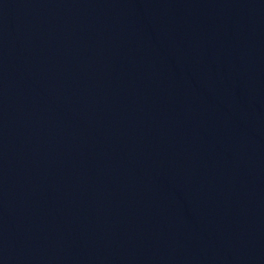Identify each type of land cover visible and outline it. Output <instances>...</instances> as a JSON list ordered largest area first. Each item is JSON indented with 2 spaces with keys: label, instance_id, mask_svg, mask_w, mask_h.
Returning a JSON list of instances; mask_svg holds the SVG:
<instances>
[{
  "label": "water",
  "instance_id": "1",
  "mask_svg": "<svg viewBox=\"0 0 264 264\" xmlns=\"http://www.w3.org/2000/svg\"><path fill=\"white\" fill-rule=\"evenodd\" d=\"M264 207V0H0V264H206Z\"/></svg>",
  "mask_w": 264,
  "mask_h": 264
}]
</instances>
